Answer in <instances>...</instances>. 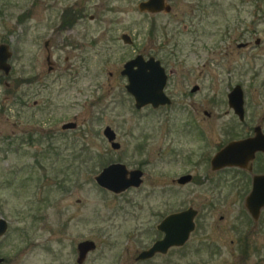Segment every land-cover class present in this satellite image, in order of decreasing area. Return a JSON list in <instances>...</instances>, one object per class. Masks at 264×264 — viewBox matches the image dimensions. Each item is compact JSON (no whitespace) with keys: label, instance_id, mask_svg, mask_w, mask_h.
<instances>
[{"label":"rangeland","instance_id":"1","mask_svg":"<svg viewBox=\"0 0 264 264\" xmlns=\"http://www.w3.org/2000/svg\"><path fill=\"white\" fill-rule=\"evenodd\" d=\"M142 1L106 0L100 21L61 29L64 13L81 12L83 0H0V45L13 54L9 76L0 72V219L9 226L1 264H78L86 240L97 248L84 264H115L155 239H133L149 220L143 213L137 223L134 206L163 203L200 210L183 264H264V209L255 223L244 178L218 176L208 160L229 142L225 126L239 124L224 115L236 85L248 90L250 126H264V0H166L172 11L158 15L141 13ZM138 55L174 71L166 92L176 107L135 108L121 71ZM193 103L200 116L192 125L205 138L187 126ZM72 122L76 128H62ZM108 126L119 151L104 136ZM114 163L141 169L143 186L119 195L98 186L95 177ZM186 174L197 181L173 184ZM157 190L168 196L148 197Z\"/></svg>","mask_w":264,"mask_h":264},{"label":"water","instance_id":"2","mask_svg":"<svg viewBox=\"0 0 264 264\" xmlns=\"http://www.w3.org/2000/svg\"><path fill=\"white\" fill-rule=\"evenodd\" d=\"M138 9L142 13H170L172 7L166 0H147L141 2ZM123 40L130 44V38L123 36ZM47 46V45H46ZM243 45H240V47ZM12 52L6 44L0 45V71L6 76H9L12 66L9 60L12 58ZM51 64V58L47 59ZM52 70L53 68H49ZM122 75L127 77V91L135 98L136 107L138 109L147 105H152L158 108L171 103L170 98L165 93V88L168 82L166 70L162 67L161 62L155 58L145 60L143 56H138L136 59L128 62L124 66ZM231 106L241 115H243V94L240 87L234 89L229 96ZM76 123H68L63 126L64 130L76 128ZM104 136L111 144L114 150H119L121 144L116 141V133L111 127L104 130ZM264 153V136L257 134L256 137L243 141H236L228 144L225 148L219 151L212 160L213 169L219 170L225 167H244L252 161L256 152ZM143 172L141 170H128L126 165L121 163L111 164L106 167L98 176L96 183L115 194H120L132 187H139L142 180ZM189 181V176L184 177L180 182ZM247 208L255 220H258L261 211L264 208V176L256 177L254 180L253 191L247 199ZM196 212L192 209L178 215H173L166 219L160 229L166 232V238L158 242L153 249L145 253V257L152 255L156 251H166L170 245L184 244L191 232L194 230V218ZM182 221L185 223V228H180V233H175L178 229L176 224ZM8 231V223L5 219H0V237L4 236ZM96 250V244L93 241H83L78 245V263L82 264L88 254ZM4 262L0 258V264Z\"/></svg>","mask_w":264,"mask_h":264},{"label":"flooded vegetation","instance_id":"3","mask_svg":"<svg viewBox=\"0 0 264 264\" xmlns=\"http://www.w3.org/2000/svg\"><path fill=\"white\" fill-rule=\"evenodd\" d=\"M90 1L91 0H83V4H82L83 6H82L81 12H78L75 9V7H74V9H68L64 13L63 21L65 20L66 17H68L69 19L66 22L62 23L61 29L72 28L79 19H82L84 17H86L91 22L100 21L102 12L104 11L105 1L106 0H96L97 3L94 5V7H90L89 6ZM109 1H112V0H109ZM147 14H150V13H147ZM158 14H160V13H158ZM184 30L187 31L188 28L187 29L184 28ZM123 36H128L130 38V44H127L123 40ZM123 36H122V40H123V42L125 44H127V45H132L133 44V39H132V37L129 34L126 33V34H123ZM255 44L256 45H260L261 44V40L258 39ZM240 45H243V46L240 47ZM45 46H46V48H48L49 42H46ZM238 48L249 49V48H251V44L250 43L239 44ZM138 56H143V55H138ZM138 56H136L135 58H133V59H131L129 61H132V60L136 59ZM49 57L51 58V56L49 55L47 57V59ZM150 58H154V57H150ZM150 58H148V59H150ZM148 59H146V60H148ZM129 61H127L126 63H128ZM51 62H52V60H51ZM51 64H49V65H51ZM125 64H124V66H125ZM161 64H162V62H161ZM124 66H123V69H124ZM162 66H163V64H162ZM51 67L52 66H50V68ZM165 70H166V68H165ZM122 71H121V75H122ZM172 75H174V71L170 72V74H169L168 84L166 86L165 92H166L167 88H169V81H170V77ZM123 77L127 79V77H125V76H123ZM127 82H128V80H127ZM237 87L241 88V91H242V94H243V115L239 114L230 104L229 96L234 91V89H236ZM199 89H200L199 86H194L193 89L191 90V92L190 93H184V96H188L189 98H191V97L194 96L193 94H195L196 92L199 91ZM247 92H248V90L246 88H244L242 85H236L235 87H233L232 89L229 90V92L227 94L228 110L224 112V115H230L234 119L232 122H234V121L237 122L238 121L239 124L238 125H235V124H233V125L229 124L228 125L227 124L225 126L226 135L229 137L230 140L225 145L221 144L219 146L220 148L208 160L210 162V167H211L212 173L217 174L218 176H220L222 173H224L226 171L227 172L234 171L237 174L239 173V175H241L244 178V180H242V183L244 184L243 193H245V194L248 193V195L246 196L245 207H246L248 213L250 214V212H249V210L247 208V199H248V197L250 196V194L253 191L255 178L256 177H260V176H264V153L260 152V151L256 152L254 159L252 161H250L249 163H247L244 167L234 166V167H225V168H222V169H219V170H215V169H213V165H212V160L215 157V155L219 151H221L223 148H225L228 144H230L232 142H236V141H243V140L252 139V138L256 137L257 134H260V135L264 136V126H262L261 124L256 125V126H250V115L248 114V110L246 109V100H245V94ZM166 95L171 100L170 104L163 105V106H160L158 108H155L152 105H147V106H144L141 109H138L136 107L135 98L132 95H131V97L134 99L135 108L137 110H139V111H142L144 109H150V110H153V111H160V110H163V109L167 110V109H170L172 107H176L175 100H173V98L171 96H169L167 94V92H166ZM181 104H184V103H181ZM186 114H187V116H189V121L191 122L187 126L189 128L193 127L194 131H196L197 133L199 132L200 136H203V138H205L204 134H203V133H205L204 130H202L201 127H199V126L192 125L193 123H197L195 117L200 116V110L195 108L194 103H193V105L190 104V108H188L186 110ZM204 114L206 116H208L209 118H214V120H216L217 117H218V114H214L212 111L211 112L205 111ZM224 115H221V116L223 117ZM200 132H202V133H200ZM116 136H117V134H116ZM116 140H117V137H116ZM121 147H122V145H121ZM119 150H114V151H119ZM202 157H203V159H205V161L207 160L206 155H203ZM189 158H191V156H189ZM134 170H141V169H134ZM188 176H189V181H187L185 183H182V181L180 182V180L182 178L188 177ZM194 179H195V181H197L198 178L196 176L192 175V174H186V175H183V176L177 178L176 180H174L173 184H176L178 186H184V185L192 183V181ZM142 180H143V182L141 183V185L139 187H132V188L127 189L124 192H127L129 190H138L139 188H141L143 186V184H144V172H143ZM220 183H222V182H220ZM166 192H167V190L151 191V193L148 195V197H152V196H154L157 193L162 194V196L166 197V196H168ZM113 194H115V193H113ZM116 195H119V194H116ZM163 200L164 201H168L167 198H165ZM180 206L169 205L167 203L156 204V205H152V204L151 205L140 204L139 206L135 205L134 207L136 208V210H134L133 213L136 214L135 219H136L137 223H139V220L141 218H143V216H144L143 213H146L148 215L147 218L149 220L146 221V223H144L143 221H140L142 224H137V226L135 227L136 229L134 231L132 230L130 234L132 235L133 239L138 240L140 243H142L144 241V239H151V240L154 239V238L155 239L152 241V243L149 246H147V247H145L143 249H140V250L137 249L135 251H130V252H127L126 254H122L123 256L121 255V257L118 259V261H116L115 264H183L184 263L183 262V260H184L183 252L188 247L189 243L192 241V236L197 231L200 230V226H199V223H198L197 219H199L201 214H200V210L195 208V207H193V206H190L188 208H183V207H180ZM189 209H192L193 211H195L196 215H195V218H194V230L189 235L188 240L184 244H180V245L174 243V245H170V247L166 251H160L159 250V251H156V252L152 253V255H149V256L145 257V253L146 252H148L151 249H153V247L158 242H161V241H163L166 238L167 234H166L165 231H162L160 229V225L166 219L170 218L171 216L182 214V213L186 212ZM257 221L258 220H255V223H257ZM145 224H146V226H145ZM176 227H177L178 230L175 233H177V232L180 233V228H182V227L185 228V223L182 222V221H179L176 224ZM247 240H248V237L244 238L242 236V241H241V238H240V243L245 245L244 241H247ZM96 248H97V246H96ZM77 249H78V247H77ZM244 252L246 253L245 250H244ZM78 258H79V253H78ZM86 259H85V261H86ZM84 262L82 264H84ZM77 263H78V259H77Z\"/></svg>","mask_w":264,"mask_h":264}]
</instances>
